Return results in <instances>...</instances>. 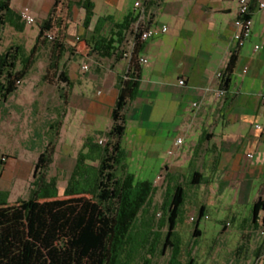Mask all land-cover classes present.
<instances>
[{
	"label": "crops",
	"instance_id": "1",
	"mask_svg": "<svg viewBox=\"0 0 264 264\" xmlns=\"http://www.w3.org/2000/svg\"><path fill=\"white\" fill-rule=\"evenodd\" d=\"M138 1L133 8L123 10L119 0L100 4L93 0L96 17L90 31L84 29L83 38L108 35L113 23L135 15ZM143 1L151 26H168L169 32L146 42L140 55L149 63L141 67L142 87L127 116L122 140L127 160L132 146L162 142L174 153L171 156H182L164 166L163 181L156 185L158 176L154 183L158 189H171L196 173L203 176L202 185L188 187L196 198L190 217L199 219L201 213L210 219L222 217L218 220L222 226L219 234L233 231L237 239L208 242L205 257H197L194 251L197 264H216V248L221 245L228 247L231 255L226 264H264V228L261 220L256 223L254 219L255 204L264 200V10L260 9L264 0H257L252 38L240 50L231 87L223 98L217 97L218 75L226 70L238 44L240 0ZM53 6V2L44 6L42 21ZM13 9L19 14L24 10ZM29 9L36 17V9ZM81 11L84 20L85 12ZM81 58L82 68L88 65L90 69L83 70L80 78L73 68L66 67L72 88L65 117L68 119L74 109H83L89 127L81 135L84 147L88 138L112 128L118 81L128 72L129 61L101 57L92 53L87 43ZM182 79L185 85L180 84ZM59 100L61 105L60 95ZM197 102L200 109L193 106ZM36 136L41 139L42 134L36 132ZM179 140H183L180 145ZM54 166L50 176L59 181L64 176L69 181L76 161H69L55 175ZM199 230L202 237L201 224Z\"/></svg>",
	"mask_w": 264,
	"mask_h": 264
},
{
	"label": "trees",
	"instance_id": "2",
	"mask_svg": "<svg viewBox=\"0 0 264 264\" xmlns=\"http://www.w3.org/2000/svg\"><path fill=\"white\" fill-rule=\"evenodd\" d=\"M12 1L0 0V33L8 26L19 33L26 31L27 24L13 9ZM250 2L247 18H253L257 7V0ZM76 8L85 12L83 26L90 31L96 17L93 0H58L48 18L40 24L33 49L28 51L23 45H15L2 51L0 40L2 102H7L31 76L47 46H51V59L43 80L58 87L62 101L56 136L39 156L30 199L10 204L8 194L0 191V264H135L138 260L142 264H154V259L168 250V264H197L195 246L185 251L178 228L186 220L188 187L202 185L205 179L196 173L189 181L185 179L167 189L161 206L163 218L159 222V230H168L163 237L160 231H155V215L150 216L158 188L151 181H138L129 171L128 153L122 147L129 109L142 87L140 55L145 42H137L128 60L129 70L118 81L119 97L112 113V128L86 140L70 176L65 198H60L59 180L50 173L72 88L67 68L61 63L71 52L66 21L73 20ZM145 8L148 15L147 5ZM135 20V15H130L122 22L113 23L108 35L94 34L86 40L92 53L115 60L125 59ZM151 21L149 17V26ZM241 49L242 46L237 45L223 72L220 89L225 93L231 87ZM103 138L107 142L100 144ZM3 168L1 161L0 175ZM203 218L204 213H201L194 238L201 236L199 226ZM254 219L256 223L261 220L264 228L262 199L254 206Z\"/></svg>",
	"mask_w": 264,
	"mask_h": 264
},
{
	"label": "rangeland",
	"instance_id": "3",
	"mask_svg": "<svg viewBox=\"0 0 264 264\" xmlns=\"http://www.w3.org/2000/svg\"><path fill=\"white\" fill-rule=\"evenodd\" d=\"M57 0H13L12 6L21 10L26 7L35 10L36 23L28 25L24 33L17 32L14 28L8 26L0 33L1 50L6 51L9 47L23 45L28 51L33 49L36 40L40 34V24L43 22L45 7L49 2L56 3ZM67 2V0H62ZM98 4L104 0H96ZM120 6L125 9L133 8L136 0H119ZM82 11L78 8L74 10L73 20H67L69 27L67 31V41L71 52L66 55L62 65L69 70L73 68L76 76H82V58L81 53L86 46V39L83 38V18ZM41 20L40 22L37 20ZM51 46H47L39 57L38 64L31 74L21 85L17 93L10 97L7 102L0 99V162H4V171L0 175V191L8 194V202L16 204L19 201L27 202L31 196L32 183L35 176V168L41 152L46 148L56 136L58 125L56 122L60 119L58 109L60 105L58 88L43 80L46 75L47 67L51 59ZM80 89V87H79ZM78 89V90H79ZM85 113L83 109H74L68 119L63 118V127L61 135L56 146L54 175L59 174L73 159L76 161L79 153L83 150L81 135L89 128L85 122ZM48 122V124H47ZM104 122L106 120L104 119ZM54 124L51 128V124ZM108 124V123H107ZM107 129V125H102ZM41 133L42 137L36 136ZM127 160L130 172L135 174L138 181L156 182L161 175L166 164H172L180 161L175 156L170 155V149L162 142L146 145L132 146V152ZM132 154V155H131ZM187 154V153H186ZM67 179L60 176L59 191L60 198H65ZM189 190V189H188ZM166 186L158 189L154 198V204L151 208L150 216L155 215V231L165 237L167 228L159 230V222L163 218L161 206L165 199ZM196 207V198L193 192L189 190L188 205L186 208V220L178 228L181 240L184 243L185 251L189 247L195 246L196 256L202 258L208 242L218 241L220 239L235 240L237 236L233 231H229L221 236V224L218 222L222 217L214 216L209 220H202L201 229L204 231L202 237L194 238L195 223L190 220V212ZM232 228V227H231ZM198 240L195 244L194 241ZM228 247L221 245L216 248V264H226L227 259L231 257L228 254ZM169 250L158 255L154 259V264H168ZM135 264H142L138 260Z\"/></svg>",
	"mask_w": 264,
	"mask_h": 264
},
{
	"label": "built area",
	"instance_id": "4",
	"mask_svg": "<svg viewBox=\"0 0 264 264\" xmlns=\"http://www.w3.org/2000/svg\"><path fill=\"white\" fill-rule=\"evenodd\" d=\"M251 2L250 0H240L239 4V12H238V18L236 20V27L238 29V32L235 35V40L238 43L237 45L244 46L246 42H248L252 38L253 34V27H254V21L253 18H247V16L250 14V7H251ZM136 13H135V22L133 23L132 29H131V34L129 36V39L127 41V48H126V53H125V59L129 60L133 50L136 47L137 42L140 40L141 42H148L156 37H158L160 34H166L169 32V27L168 26H161V27H151L149 26V16L147 15V11L144 5L143 0H139L136 3ZM260 9L264 10V3L260 4ZM21 18L22 21L25 22L28 25H34L36 23L35 17L32 15V12L29 8L24 9L21 12ZM49 38L53 39V36L49 34ZM259 50V47L256 48ZM140 62L142 65H147L149 63V59L146 57H140ZM90 67L88 65H85L83 67L84 71H88ZM223 77V73H220L218 75L220 84H221V79ZM181 85H185L186 81L181 80L180 81ZM101 94V92H100ZM225 92H223L220 88L217 93L218 98H223L225 96ZM194 108L200 109L201 105L200 103H194ZM258 129H262L261 126L257 127ZM107 142L106 138H103L100 140V144H105ZM183 140L178 141V145L182 144ZM170 155H174V153H170ZM250 158H253V156H250ZM163 176H160L156 182V185L161 184L163 181ZM157 187V186H156ZM204 220H209L210 217L205 216L203 218ZM196 217H192L191 221L192 222H197ZM230 226V225H228Z\"/></svg>",
	"mask_w": 264,
	"mask_h": 264
},
{
	"label": "water",
	"instance_id": "5",
	"mask_svg": "<svg viewBox=\"0 0 264 264\" xmlns=\"http://www.w3.org/2000/svg\"><path fill=\"white\" fill-rule=\"evenodd\" d=\"M61 66L64 67V66L62 65V63H61Z\"/></svg>",
	"mask_w": 264,
	"mask_h": 264
}]
</instances>
